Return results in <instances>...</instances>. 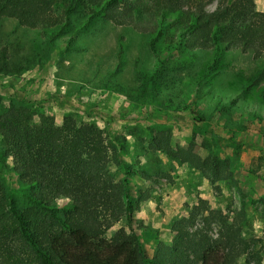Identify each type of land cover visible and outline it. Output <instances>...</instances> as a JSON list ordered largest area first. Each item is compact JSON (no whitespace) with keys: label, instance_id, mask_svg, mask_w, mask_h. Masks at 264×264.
<instances>
[{"label":"rangeland","instance_id":"rangeland-1","mask_svg":"<svg viewBox=\"0 0 264 264\" xmlns=\"http://www.w3.org/2000/svg\"><path fill=\"white\" fill-rule=\"evenodd\" d=\"M253 1L264 12V0ZM71 17L70 25L48 29L0 20V38L13 59L25 57L21 72L0 75V112L10 102L23 103L35 117L50 115L56 126L71 115L125 136L122 157L132 165L130 174L120 165L111 170L116 181L128 179L131 216L107 230L106 238L122 227L154 257L160 243L175 238L171 223L203 199L230 221L245 215L241 234L256 243L235 264H264V119L250 115H264V53L254 59L249 52L227 51L211 65L209 50L176 52L160 67L146 33L101 17L75 30L85 17ZM156 134L173 149L189 147L202 159L225 163L224 178L150 153L147 145ZM3 148L0 138V154ZM0 177L13 188L20 183L2 165Z\"/></svg>","mask_w":264,"mask_h":264},{"label":"trees","instance_id":"trees-1","mask_svg":"<svg viewBox=\"0 0 264 264\" xmlns=\"http://www.w3.org/2000/svg\"><path fill=\"white\" fill-rule=\"evenodd\" d=\"M212 3L214 9L207 10ZM74 12L85 17L75 30L101 17L146 33L160 67L176 52L209 50L211 65L227 51L249 52L254 59L264 53V12L253 0H0V20L26 28L65 27ZM24 61L14 60L0 38V75L21 72ZM262 113L250 115L261 121ZM34 115L14 102L0 112V165L20 182L13 188L0 177V264H235L252 251L256 239L241 234L245 215L230 221L203 199L171 223L175 238L160 243L154 257L122 227L106 238L107 230L131 216L128 179L116 181L111 170L120 165L130 174L132 165L122 157L125 136L71 115L60 126L50 115ZM147 149L185 161L214 180L228 170L189 147L173 149L161 134L152 136ZM60 199L67 203L60 206Z\"/></svg>","mask_w":264,"mask_h":264}]
</instances>
